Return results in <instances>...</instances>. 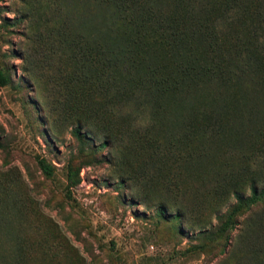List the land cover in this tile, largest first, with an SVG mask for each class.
Instances as JSON below:
<instances>
[{
  "label": "rangeland",
  "instance_id": "obj_1",
  "mask_svg": "<svg viewBox=\"0 0 264 264\" xmlns=\"http://www.w3.org/2000/svg\"><path fill=\"white\" fill-rule=\"evenodd\" d=\"M115 1L0 0V264H264V0H134L181 51ZM186 54L220 73L149 89Z\"/></svg>",
  "mask_w": 264,
  "mask_h": 264
},
{
  "label": "trees",
  "instance_id": "obj_2",
  "mask_svg": "<svg viewBox=\"0 0 264 264\" xmlns=\"http://www.w3.org/2000/svg\"><path fill=\"white\" fill-rule=\"evenodd\" d=\"M230 1L232 3L233 1L237 2L238 0H229V2ZM231 3H227V4H231ZM113 9L115 12H117L121 16H124L125 20H127L128 22V26L135 32H140L141 29H144L146 25L149 24L148 23L149 21L154 24V25H151L152 27H158L162 29L164 31L163 33L165 34L166 43L169 45L170 49L171 48H173V50L178 49L179 51L184 50L186 49V47L190 45V41L195 40V38H197L200 44L205 43L207 41H213L214 44H217V40L215 38L212 39L210 37V34L209 35L205 34L206 31H204V34L200 32L199 29H200V26L202 25V21L196 20V22L193 21L192 24L184 26L186 24L184 22L185 17L183 18L177 14H170L166 22L160 23V20H161L160 17L157 15H154L152 12L150 13V16H153V20H150L148 17V13L145 14V12H147V9L144 8L142 4L134 0L115 1ZM137 12H140V15H146V18L141 19V21L139 20L138 22L135 16L137 15ZM186 32H187V35H186ZM189 37H190V41L188 40ZM130 40H132V42L135 41L136 43V40L134 39V37H130ZM106 51H107V48H106ZM207 55L212 58L210 54H207ZM87 57H88L87 62L92 61L94 59L91 57L90 54ZM124 58L125 59L121 61V63L126 67H133L135 59L129 56L124 57ZM105 59H106V56H105ZM194 60L195 58L186 54L185 59L183 61H180V60L178 62L175 61L174 68L176 67V69L174 71L177 72L176 76L179 77V79L177 78L176 81H171V78H170L169 83H166V84H165V82L167 81L166 77L158 76V73L153 68H149L153 70L151 73H149L150 79L147 82L149 83L147 84L149 89H154V91H158L162 89L163 91H165L167 90V85H169L168 89H178L179 88L178 85L180 81L182 80V78L184 76H189L190 72L192 71H196V72L198 71L199 72L198 74L206 75V76L208 75V77H211V78L217 76L216 73H220V70L218 69L219 67L215 63L214 64L204 63V66H199L194 69L193 64H192ZM89 67H92V64L88 66V70H89ZM169 77H172V74H170ZM4 83H5L4 79L0 73V84L3 85ZM73 135L75 136V138L80 140L81 139L80 128L75 129L73 131ZM39 165L45 175L52 174L51 168L45 163L43 159L39 160ZM233 196H235L237 200L236 201L237 205L241 207H245V206L253 207L260 202H264V185L261 188H259L257 185V182L252 181L250 182V193L248 197L245 198L241 194H239L237 191V188H236V191L233 192Z\"/></svg>",
  "mask_w": 264,
  "mask_h": 264
}]
</instances>
